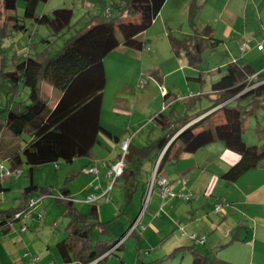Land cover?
<instances>
[{
    "label": "trees",
    "instance_id": "1",
    "mask_svg": "<svg viewBox=\"0 0 264 264\" xmlns=\"http://www.w3.org/2000/svg\"><path fill=\"white\" fill-rule=\"evenodd\" d=\"M21 1L24 2L23 14L18 13ZM47 1L0 0V40L17 32L26 33L27 20L38 26L46 25L52 31L51 35L38 42H34L31 35L27 53L21 58L15 53L8 59L0 44V81L9 83L8 93L13 96L12 103L0 115V154L3 156L0 157L9 159L14 171L25 164L30 167L29 184L23 191L26 205L0 210V228L4 230L23 219L24 212L28 210V200L34 192L53 193V189L33 181L34 171L38 167L48 163L58 164L59 161L71 163L77 158L89 157L101 134L118 140L101 123L107 85L105 58L121 45L143 50L147 42L142 34L150 28L166 0H117L111 3L110 13H106L103 5L95 15L89 18L83 16V24L76 29L77 35L67 40L62 50L55 53L51 51L53 41L50 37L59 38L71 29L74 10L59 7L50 13L37 14L39 4ZM193 14L194 10L191 17ZM213 32L212 27L206 26L202 31L195 29L192 36L179 38L169 34L171 50L176 54L186 53L191 65L198 68L203 51L216 48L222 42ZM256 73L250 64L230 62L220 78L212 84L211 93L189 98L188 110L184 115L172 118L173 111L170 115L162 112L156 114L154 120L164 134L152 146L137 147L129 143L122 174L125 182L128 183L131 177L128 172L131 170L130 174L133 175L137 170L130 168L132 162L136 159L139 162L143 158L156 161L169 143L159 170L174 145H179L183 153H195L213 142H223L229 151L239 156L222 174V178L228 182H235L249 170L264 166V145H248L242 136L246 118L257 116L260 112L264 114V79H250ZM153 74L159 78L158 71ZM198 78L201 80L202 76ZM43 81L61 90L53 107H50L49 97L42 90ZM21 86L28 89V96L25 100L17 101L15 97ZM168 96L167 92L163 97L167 99ZM202 98L210 101V107L191 112V108ZM256 130L264 137V126H257ZM11 142L15 146L9 147ZM61 194L64 198L58 201L65 207L70 219L64 229L66 236L55 246L63 264H90L109 252L124 236L118 235L113 243V239L106 238L111 234L110 225L118 217L103 222L96 205L84 212L70 198L66 186L61 188ZM95 232L98 240L93 238ZM133 232L130 235H134ZM122 245L96 264L122 249ZM180 249L144 264H167ZM193 254L192 264H234L220 257L210 259L196 250H193Z\"/></svg>",
    "mask_w": 264,
    "mask_h": 264
},
{
    "label": "crops",
    "instance_id": "2",
    "mask_svg": "<svg viewBox=\"0 0 264 264\" xmlns=\"http://www.w3.org/2000/svg\"><path fill=\"white\" fill-rule=\"evenodd\" d=\"M235 1L236 0H166L150 28L142 34V38L146 40L147 46L150 47L149 50L132 49L121 45L107 55L105 58L107 84L108 72L106 60L111 54L120 52L125 53L129 59L136 58L141 60L146 54L152 57L156 56L160 53V40L167 39L169 42V34L177 36L174 32L182 30V26L187 20L191 24V20H194L196 17L197 24L194 26L195 29H199L197 28L198 25H200L199 27L204 28L206 26H210L213 28L214 36L222 41L219 46L225 44L226 39L232 38L235 45L238 47L236 49L237 54L231 53L229 56L230 58H228L229 60L225 63L218 61L213 67V71H218L222 75L225 67L230 62H237L241 65L250 64L257 71V76L254 78V81L264 79V61L261 66L256 67L255 60L253 59L255 58V52H258L259 55H264V53L258 50L256 45L249 47L246 52H242L241 50V44L251 40L250 37V40L247 38V35L251 36V34L254 33L256 36L259 32L264 31V23L260 18L262 22L261 28L258 27L256 23H244L245 25H242V28H237L233 22V8L235 6ZM110 5L111 3L105 4V9L107 7H111ZM208 8L218 10V14H215L217 20H203V16H205ZM193 10L194 14L191 17V11ZM198 11L199 13L197 15ZM192 35L193 34L189 36ZM263 41L264 40H260L259 43L264 44ZM250 42L252 43L253 40ZM168 44L170 46V43ZM224 50L226 52V49ZM173 54H170L165 60V63H167L165 65L171 64L169 68L160 66L159 70H155L158 71L159 78L153 74L154 71L149 72L150 76H148L151 77V79L157 80L160 84L166 83L167 86L165 89L169 93V96L167 99H164L166 104V106L164 104V108L173 106V103L178 99L188 103L191 96L194 97L211 93L212 84L214 83L210 82V88L206 91H203L202 87L197 90L191 88L189 82H200L201 85L205 82L201 73V65H199L198 68L192 66L188 55L184 52H181L180 54L173 52ZM241 60H245V62L240 63ZM124 69L125 67L122 68V92H120L116 97V105L113 109L116 117L121 115L124 107L126 108L129 106V99L132 97V87L125 80L129 79L132 72L130 74L129 68L125 71ZM126 73L128 74L127 78ZM189 73L193 74L189 75ZM175 74H180L186 81L188 89H190L187 95L184 94L178 96L172 90L176 86H170L168 77ZM138 75L140 74L138 73ZM199 76H202L201 80L198 78ZM103 110L104 97L101 112V123L115 136H117L118 140L106 135L113 142V144L106 143V145L111 146L112 149L109 150L107 154L108 156L104 158H97L94 156V150L96 145L100 142L99 137V142L91 150L90 156L87 157L89 158V163L82 168L84 169L85 167L97 166L98 173L87 174V176L90 177L87 181L85 180L83 187L75 190H73L72 187L68 188L70 191V198L81 211L87 212L94 204L97 206L98 215L101 221L108 222L115 217H118L117 221L113 224L118 223L120 226H124L121 217L123 215L128 216L130 226L121 238L123 241L121 248L125 250L126 237H133L139 242L141 239H145L148 235H152L150 237H154L151 242L154 243L153 248L151 250H146L145 254L147 256L156 254V257L145 261L156 260L172 253L175 249L181 248L178 254L187 251H192L193 253V250H196L207 255L210 259L220 257L234 264H264V169L261 168V166L256 169L249 170L235 182H228L222 178V174L238 160L239 156L238 154L229 151L223 143L213 142L193 153L190 157H187L185 153L181 152L178 147L179 145H174L170 149L168 158L159 170L158 168L162 157L170 146L169 143L161 151L157 160H152L150 162L151 172L155 174L157 170L158 173L166 176L170 180L172 189L178 192L190 193L194 196H198V198L195 197L189 201L183 200L180 197H167L163 199L159 194V190H157V185L155 186V190L151 193L148 202H146L147 196L145 186L150 185L149 181L146 180L144 182L143 180H136V185H133L131 190L129 189V191H125L123 197L114 193L113 196L110 195V199H107L103 194L108 189L110 183V179L107 175L108 166L115 163L119 159V156L122 153V143L123 141L129 139V137L126 136V133L123 131L119 132L118 127L111 124V122H107V124L103 122ZM172 111L174 114L172 118L180 116L176 113L174 108ZM162 113L164 114V112ZM129 123L130 125H142L145 123V118L136 119L134 113L130 118ZM149 137L150 136L148 135L147 137L142 138L144 144L137 147H142L144 145L152 146L153 144H149V142L147 143L146 140H144L147 139L148 141ZM132 142L133 140H130L131 144ZM10 146H15V143L11 142L9 147ZM2 159L6 162H10L9 159ZM103 162L107 164V167L103 166V164L101 165ZM170 164L175 165L174 170H172L173 168L169 166ZM9 166H12L11 162ZM138 168L139 166L135 167V169L139 170ZM21 171L22 173L20 176L14 175L0 181V194L4 191L12 192V186L26 175L27 170H24V167ZM78 176L79 175L76 174L71 180L77 178ZM33 181L39 184L36 182L34 174ZM117 183L118 180L113 185L110 193L116 185L117 187L121 186V188H123V184L121 182ZM28 184L29 179H24L19 184V193L22 201L17 202L16 206L13 207L26 205L23 200V191ZM128 185L129 182L126 183L125 187H128ZM82 194H84V196H82ZM91 195H96L98 199L93 203H88L87 199ZM31 197L33 196L31 195ZM221 203H223L222 212L217 213L215 211V207ZM131 209L132 212L130 213L129 210ZM35 210L31 217L38 215V212H35ZM141 213L142 216L140 221L135 227L134 223ZM160 217H162V219H159L156 226L153 225L157 218ZM13 225L14 223L6 230L3 228H0V230L3 233L2 238L6 241V243L8 244V241L12 240L14 246L19 248V253L21 252V255L16 253L11 254L13 259H16V264H27L31 258L36 255H40L41 257L38 264L56 263L47 259L49 256H46V253L42 250L43 248L38 247L36 250L35 245L37 246V243L42 244L43 241L40 237L28 229V225L24 230L23 226H21L19 230L14 229ZM112 225H110V231ZM132 231H134V235H130ZM191 234H197L200 237L205 236L206 240L204 243H196L191 238ZM58 241V238L50 241L48 240L45 246L53 253V248ZM186 247H192V249ZM115 249L116 244L110 251H114ZM112 254L114 253H111L110 255ZM110 255H108L106 259H108ZM61 264H63V261Z\"/></svg>",
    "mask_w": 264,
    "mask_h": 264
},
{
    "label": "rangeland",
    "instance_id": "3",
    "mask_svg": "<svg viewBox=\"0 0 264 264\" xmlns=\"http://www.w3.org/2000/svg\"><path fill=\"white\" fill-rule=\"evenodd\" d=\"M113 1L117 0H48L47 2L40 3L37 8V14L50 13L52 12V10L59 7H69L74 10L71 29L65 34L59 36V38L52 36L50 37V39L53 41L51 45V51L55 53L62 50V48L66 45L67 40L77 35L76 29H79L83 24V16H87L89 18V16L95 15L98 7L101 8V6L107 3H112ZM233 10V22L237 28H242V25H245L246 23H256L257 26L261 28V19L264 23V0H236ZM217 12V9L208 8L205 16H203V20H217V17L215 15L218 14ZM18 13H24L23 1L19 2ZM198 13L199 11L197 12V15ZM191 22L192 23L190 24L187 20L186 23L182 26V30H177L174 32V34H176L179 38L193 34L195 30L194 26H196L195 24H197V17L194 20L192 19ZM27 26L28 30L26 33L17 32L12 36H9L7 38L5 37L0 40V44L4 49V54L8 59H11L15 53H17L20 58L26 55L30 38L33 37L35 39L34 42H38V40L42 39L43 37L45 38L52 33L51 29L48 26H38L31 20H27ZM199 26L200 25H198L197 28L199 29L197 30L202 31L204 27ZM31 35L32 37H30ZM249 37L251 40L249 39ZM247 38L250 41L253 40L252 43L248 41L249 47L253 45L257 46L260 40H264V31L259 32L256 36L254 33H252L251 36L247 35ZM168 43L169 42L167 39L160 40V53L153 57L146 54L142 60L136 58L129 59L125 53L115 52L111 54L110 57L106 60L108 84L104 96L103 122L105 124H107V122H111V124H114L116 127H118L119 132L123 131L124 133H126V136H128L130 140H133L132 144L134 146L143 145L144 141H142V138H145L148 135L150 136L148 141L147 139L144 140H146L147 143L149 142V144L151 143L154 145L156 141L164 134L160 126H158L156 121H154V116L156 114L164 112V114L170 115L172 109L174 108L177 114L184 115L188 110V103H185L180 99L175 101L173 103V106L164 108L165 101L163 98L164 93L162 91V88H166V83L160 84L157 80L148 77L150 76L149 72L159 70L160 66L167 68L170 67L171 64L165 65L167 64L165 63L166 58H168L170 54H173ZM237 48L238 47L235 45L232 38H229L226 39L225 44H222L217 48H208L203 51V53L201 54L202 61L200 65L202 68L201 73L203 78L205 79V82L201 85L200 82L192 81L189 82L190 87L194 90L200 89L201 87L203 88V91L208 90L210 88V84L217 81L221 76L218 71H213V67L215 66V64H217L218 61H222V63L227 62V60H229L228 58H230L229 56L231 53L237 54ZM224 49H226V52ZM253 59L255 60L256 67L261 66L264 61V55H259L258 52H255V58ZM244 62L245 60L240 61V63ZM123 67H125L124 71L129 68L130 74L132 72V75H130L129 79H125L126 82H128L132 87V97L129 99V106H127L126 108L124 107L121 115L119 117H116L113 109L116 105V97L120 92H122L123 88ZM138 73L140 75H138ZM192 74L193 73H189V75ZM127 77L128 74L126 73V78ZM142 82L146 83L142 85ZM168 82L170 86H176L172 90L178 96L184 94L187 95L190 90L188 89L186 81L180 74L169 76ZM42 83V90L49 97L50 107H53L58 101L61 90L54 88L53 85L48 81H43ZM8 84L0 81V115L3 110H5L6 106L8 104H11L13 100L12 94L8 93ZM27 96L28 89L21 86L19 88L18 95L15 97V100L22 101L25 100ZM210 104L211 103L208 99L202 98L196 103V105L193 106V108H191L190 111L196 112L201 108L210 107ZM134 113L136 119L145 118V123H143L142 125H130L129 121ZM257 126H264V114L262 112H260L257 116L253 115L246 118L245 128L243 130L242 136L244 141L248 145H257L261 147L264 145V137H261L257 133ZM99 137L100 142L96 145L94 156H96L97 158H104L108 156L107 154L109 150L112 149L111 146L106 145V143L113 144V142L105 134H101ZM24 138L27 137L25 136ZM103 144L105 145V147ZM192 154L193 153H185L187 157L192 156ZM0 156L3 157L1 154ZM137 161L138 159L130 164V168H133L135 170V167L139 166V170H135L133 175L132 173L130 174L131 170L128 172V176H131L129 179L128 187H125V179L123 177H120L118 179V183L121 182L123 184V188H121V186L117 187L116 185L110 193L111 196L116 193L123 197L125 191H129V189L131 190L133 185H136V180H143L144 182L148 180L149 184L153 180L154 174L150 170V162L152 161V159L150 160L149 158H143L141 159V161ZM88 163L89 158L87 157L77 158L71 163L59 161V168L55 167V163H48L38 167V169L34 171L35 180L42 187L53 189V192L55 193L52 194L56 196V199H59V193L61 192V188H63L64 186H66L67 188L72 187L73 190L83 187L85 180L87 181L90 176H87V173H84L82 168ZM6 164L10 165V162L7 161ZM169 166L173 168L172 170L175 169L174 164H170ZM23 167L24 170H27L26 175L12 186V192L4 191L0 194V210L16 206L17 202L22 201L19 193V184L22 182V180L29 179L28 173L30 168L26 164ZM261 168L264 169V166L261 165ZM76 174H78L79 176L71 180V177L75 176ZM67 177H69V179ZM157 190L159 189L157 188ZM145 191L148 198L150 193V185L145 186ZM41 194L44 193L42 191H36L32 194V196L37 197ZM82 196H84V194H82ZM56 199H52V197L47 198L42 202L40 206L36 208L35 212H41L43 214V218L40 219L37 216L25 217L23 218V220L14 223L13 228L20 230L21 226L28 225V229L35 233L43 241L42 244L37 243V246L35 245L36 250L38 247L43 248V252L46 253V256H49L47 258L48 260L56 262L55 264H61L62 258L56 246L53 248V253L45 246L48 240H54L55 238L61 240L66 236L64 229L70 219L68 212H66L65 210V207ZM132 209L129 210L130 213L132 212ZM162 217L157 218L153 225L156 226L159 219H162ZM121 218L124 226H120L118 223L113 224L111 226V234L106 237L108 239H113L111 243L118 239V235L124 234V232L129 229V217L123 215ZM2 234L3 233L0 230V264H16V259H13L11 254L16 253L21 255V252L19 253V248L17 246H14L12 240H9L7 244L6 241L2 238ZM150 236L152 235H148L147 237H145V239H141L139 242L133 237H126L125 250H117L116 253L110 255L108 259L103 260L99 264H144L145 260L154 259L156 257V254H151L150 256H147L145 254L146 250H151L153 248L154 243L151 242L153 241L154 237ZM93 238L94 240L99 239V236L96 232L93 234ZM193 259L194 255L192 251H187L178 254L173 259L169 260L167 264H192Z\"/></svg>",
    "mask_w": 264,
    "mask_h": 264
},
{
    "label": "built area",
    "instance_id": "4",
    "mask_svg": "<svg viewBox=\"0 0 264 264\" xmlns=\"http://www.w3.org/2000/svg\"><path fill=\"white\" fill-rule=\"evenodd\" d=\"M106 13H110L112 11V8L111 7H107L106 9ZM257 48L258 50L262 51L264 53V44L263 43H259L257 45ZM144 50H149L150 47L145 45V47L143 48ZM249 49V46H248V42H243L241 44V50L243 52H246L247 50ZM257 76V73L253 76L250 77V79H254L255 77ZM146 82H142V85H144ZM162 91L164 93V95L167 93L166 89L165 88H162ZM190 97V96H189ZM181 98V97H180ZM166 106V104H165ZM130 143V139H127L125 141H123L122 143V157L117 160L115 163L111 164L108 166V178L110 179V183H109V186H108V189L104 192V196L107 198V199H110V191L113 187V185L116 183V181L122 176L123 174V171H124V168L126 167V163H125V154L127 152V148H128V145ZM103 166L107 167V164L106 163H102ZM55 167L56 168H59V165L58 164H55ZM83 172L84 173H98V167L97 166H91V167H85L83 169ZM22 173L21 170H16L14 171L12 169L11 166H9L8 164H6V161L3 160L2 158H0V181H3L5 178H8V177H11V176H20ZM158 185V189H159V194L160 196L165 199L167 197L169 198H174V197H180L182 198L183 200H186V201H189L193 198H198V196H194L190 193H183V192H176L172 189L171 187V183L170 181L168 180V178L166 176H164L163 174H160L158 173V171L156 170L155 174H154V177H153V180L151 181L150 183V193H149V197L151 195V193L155 190V186ZM56 198V196H54L52 193H44V194H41L40 196H37V197H31L29 200H28V210L26 212H24V215H23V218L25 217H31L33 214H34V210L36 207L40 206L42 204V202L47 199V198ZM149 197L147 198V201L149 200ZM58 198H64V195H62L61 193L59 194V197ZM98 199V197L96 195H91L88 197L87 199V202L89 203H93L95 202L96 200ZM222 208H223V203L221 204H218L216 207H215V211L217 213H221L222 212ZM143 213V212H142ZM142 213L139 215L138 219L135 221L134 223V226L136 227L140 221V218L142 216ZM21 215L18 214L17 217H19ZM39 218H42L43 214L41 212H38V215H37ZM26 225L23 226V230L26 229ZM191 238L196 242V243H204L205 240H206V237L205 236H198L197 234H191ZM123 241L120 239L119 242L116 243V248L122 243ZM111 252V251H110ZM105 255L97 258L96 260H94L93 262H91L90 264H96L100 259H102ZM41 257L40 255H36V256H33L31 258V260L27 263V264H38V262L40 261ZM52 264V263H51Z\"/></svg>",
    "mask_w": 264,
    "mask_h": 264
},
{
    "label": "clouds",
    "instance_id": "5",
    "mask_svg": "<svg viewBox=\"0 0 264 264\" xmlns=\"http://www.w3.org/2000/svg\"><path fill=\"white\" fill-rule=\"evenodd\" d=\"M107 253H108V252H107ZM107 253H106V254H107ZM104 255H105V254H104Z\"/></svg>",
    "mask_w": 264,
    "mask_h": 264
}]
</instances>
